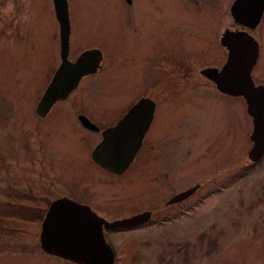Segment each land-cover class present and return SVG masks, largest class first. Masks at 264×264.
Returning <instances> with one entry per match:
<instances>
[{
	"label": "rangeland",
	"instance_id": "1",
	"mask_svg": "<svg viewBox=\"0 0 264 264\" xmlns=\"http://www.w3.org/2000/svg\"><path fill=\"white\" fill-rule=\"evenodd\" d=\"M178 1L174 9V0H132L137 28L125 30L124 0H66L70 52L97 46L106 58L104 71L85 83L82 94L75 88L38 117L33 107L59 62L53 3L0 0V264H78L41 250L38 234L49 200L79 189L97 194L94 201L108 206V220L131 213L132 206L154 210L141 225L107 232L116 264H167L169 258L175 261L168 264H264V152L255 161L246 154L252 122L243 97L206 85L210 81L198 71L223 57L214 37L231 22L230 0ZM251 35L259 48L250 74L264 84V12ZM155 39L175 46L152 67L154 86L146 90L138 84L139 50ZM178 52L179 61L172 60ZM143 91L157 103L151 139L118 177L96 172L88 154L95 135L80 132L71 112L114 119ZM52 118L58 120L46 127ZM146 154L150 158L142 160ZM194 181L200 186L182 209L163 206L173 187ZM180 244L184 252L175 251Z\"/></svg>",
	"mask_w": 264,
	"mask_h": 264
},
{
	"label": "water",
	"instance_id": "2",
	"mask_svg": "<svg viewBox=\"0 0 264 264\" xmlns=\"http://www.w3.org/2000/svg\"><path fill=\"white\" fill-rule=\"evenodd\" d=\"M52 2L59 23L60 61L34 106L38 114H44L51 103L65 97L82 74L95 71L102 57L97 47H91L82 49L74 60L67 58V2ZM229 5L235 21L251 28L261 16L264 0H232ZM219 38L227 48L225 60L218 69L210 66L202 71L220 91L243 96L246 112L252 122L249 132L251 146L246 154L251 160H257L264 151V84L255 83L250 71L257 58L258 42L242 27L224 29ZM152 104L148 96L140 97L113 126L106 127L102 137L90 150L92 159L116 173L125 168L138 147L140 133L151 117ZM137 114L144 116V122L138 128H130L127 123L135 121ZM179 196L177 194L174 198ZM46 207L38 234L40 248L83 264H115L113 250L103 236L102 225H131L150 216L148 210H141L129 216L107 220L93 212L88 205L75 202L67 196L56 197Z\"/></svg>",
	"mask_w": 264,
	"mask_h": 264
},
{
	"label": "flooded vegetation",
	"instance_id": "3",
	"mask_svg": "<svg viewBox=\"0 0 264 264\" xmlns=\"http://www.w3.org/2000/svg\"><path fill=\"white\" fill-rule=\"evenodd\" d=\"M231 1L232 0H230V2H229V4L231 3ZM51 2H52V0H51ZM124 2L126 3L125 5L127 6V8L125 9V11H126V14L123 16V19H122V23H121V28L122 29H131V28H137V22L134 20V14H133V11H132V9H131V7H132V0H124ZM53 3V2H52ZM175 3L176 4H178L179 3V1L178 0H174V6L172 7V8H174L175 9ZM152 4H153V7H157V2H155V1H153L152 2ZM228 4V14L231 16V22H230V24L228 25V26H222V29L220 30V32H219V34H218V36L217 37H214V38H216V40L218 41V44L221 46V48H223V51H224V54H223V57H221L220 59H218V58H214L212 61H210V63H205L202 67H200L199 69H198V71H200V73L201 74H203V76L204 77H206V75L203 73V69L205 68V67H210V66H215L217 69L220 67V65H221V63L225 60L224 58H225V56H226V53H227V48L220 42V38H219V36H220V34H221V32L224 30V29H230V28H245L250 34H251V29H253V27H255L256 26V24L259 22V20L262 18V15H263V12H264V8L261 10V16H260V18H259V20L256 22V24L254 25V26H251V28L250 27H247V26H243L241 23H238L237 21H235V19H234V17L231 15V13H230V5ZM67 12H68V2H67ZM172 12H173V15H175V11L172 9ZM68 23H69V12H68ZM145 23H148V25H153V21H148V22H145ZM178 23V22H177ZM176 23V24H177ZM56 24H57V30L59 31V23H57V20H56ZM70 24L71 23H69V38H68V48H67V53H66V55H67V58L70 60H74L76 57H77V54H79L80 53V51L82 50V49H85V48H91V47H97V46H95V45H83V46H81L79 49H74L73 48V50L74 51H71L70 52V44H69V42H70ZM175 23H173V26H174V28H177V29H180V28H178V27H176L175 25H176ZM150 28V27H149ZM149 28H145V29H149ZM121 29V30H122ZM177 29H175V31H177ZM16 31V30H15ZM148 32H149V30H148ZM57 34H58V32H57ZM178 38H180V36L178 35ZM58 40H59V34H58ZM58 45H59V41H58ZM170 46H175V45H170V44H166V45H162V44H160L159 42H158V40L157 39H155V41H154V43L153 44H146L144 47H142L140 50H139V52H140V54L142 55L141 56V61H142V63H141V70L139 71V73H140V76H141V81H140V83H138L139 84V87L140 86H144V88L147 90V89H150L152 86H154V84H153V79H154V72H153V70L154 69H152V67H154V65L156 64V62L159 60V58H161L162 59V61L164 60V59H166V57H167V55H168V51H166V48H170ZM155 47H160L161 49H160V51H162L164 54H165V56H164V58H162V57H160V51L159 50H156L155 52L152 50L153 48H155ZM176 47L178 48V49H180V48H182V46H181V44H180V41H178V43H177V45H176ZM59 48H60V45H59ZM58 48V49H59ZM98 48V47H97ZM99 49V48H98ZM100 50V49H99ZM100 52H101V50H100ZM72 53V54H71ZM101 54H102V57L100 58V60H99V62H98V67H97V69L95 70V71H92V72H89V73H85V74H82L81 76L82 77H80V79L78 80V82L76 83V85L71 89V91L68 93V95H70L71 94V92H73L74 91V89L76 90V91H74L73 93H75V92H78V93H80V94H82V90L85 88L84 86H85V83H87L90 79H92L93 77H95L94 75L96 74V73H100V72H103L104 70H103V64H102V62L103 61H105V55L101 52ZM180 54L182 55V53H179L178 52V54H177V57H172L171 56V58H172V60H174V61H179V57H180ZM69 55H71L70 57H69ZM139 55V54H138ZM58 56H59V51H58ZM123 60V59H122ZM59 61H60V56H59ZM165 61V60H164ZM135 62V58H133V57H130V63H134ZM59 63V62H58ZM58 65V64H57ZM58 66H56V64L54 65V68H53V70H52V72L57 68ZM125 67L126 66H124V68H122L121 69V72L125 69ZM105 70H106V68H104ZM174 70V69H173ZM164 71V70H163ZM186 70H184L183 72H185ZM190 71V70H189ZM51 72V73H52ZM178 72H182V71H178ZM187 72V71H186ZM126 72H122V74L124 75ZM166 73V72H165ZM49 77H48V81H49ZM207 79L210 81V82H208L206 85H212L213 87H215L216 88V90L217 91H219V92H223V93H226V92H224V91H220L217 87H216V85H215V82L212 80V79H210V78H208L207 77ZM93 80V79H92ZM254 81H255V79H253ZM47 81V82H48ZM256 82V81H255ZM138 89V88H137ZM144 92V93H143ZM142 93H137L136 94V96H134V98L133 99H130V102H127V104L124 106V108L122 109V110H120V111H118V113L117 114H115V116L113 117L114 119H109V120H105V121H101L100 119H98V118H95V117H93L92 116V113L91 112H89V110H85V109H83V110H73L72 112H71V114H72V116L73 117H71L70 119H74L75 120V122H76V126H77V128L80 130V132L82 131L83 133H84V131L87 133V134H89V133H93L94 135H95V139H94V142H93V146L95 145V143H97L98 141H99V139L102 137V131L103 130H105V128L106 127H109V126H113L120 118H122V116L126 113V111L129 109V107L133 104V103H135L136 102V100L137 99H139L140 97H149L152 101H153V106H152V110H151V114H150V119H149V121H148V123H147V125L145 126V128L143 129V131H142V133H140V141H139V144H138V147L136 148V150L134 151V153L132 154V156H131V158H130V161H129V163H128V165L125 167V168H123L120 172H118V173H116V172H114V171H111V170H109L108 168L106 169L105 167H103L102 165H100L97 161H94L93 159H92V157H91V154H90V150L92 149H89V158H90V160L95 164V165H97V168H96V172H99V173H103V174H105V175H108V176H112V177H118V175H120L126 168H128L129 167V165L134 161V158L137 156V154L139 153V151H141L142 150V147L144 146V143H148V141L151 139L150 138V136L148 135L149 134V132H151L152 130V125L154 124V122H156L157 121V103H156V99L154 98V96L150 93V92H145V91H143ZM72 93V94H73ZM179 92H175V91H171L170 90V92H169V94H178ZM226 94H228V93H226ZM68 95H66V96H68ZM228 95H230V94H228ZM65 96V97H66ZM230 96H233V95H230ZM62 98H64V97H62ZM58 100V99H57ZM57 100H55L53 103H55ZM53 103H51V105L53 104ZM51 107V106H50ZM50 107L47 109V111L44 113V114H38L37 113V116L38 117H46L47 115V113H48V111H49V109H50ZM33 110H34V107H33ZM101 111V113H105L106 115H109L107 112H109L108 111V109H104V110H102V109H100ZM36 112V111H35ZM112 113H114V112H112ZM64 114H66V113H64ZM105 114H103V115H105ZM67 115H69L70 116V113L69 114H67ZM134 119H136L135 121H131V122H129V123H127L128 124V126L130 127V128H138V126L141 124V123H143L144 121H143V119H144V116L143 115H141V114H137V116H136V118H134ZM58 120V118H52L50 121H48L47 123H46V127L48 126V127H51L52 125H54L55 124V122ZM136 122V123H135ZM84 138V137H83ZM159 154H160V152H159ZM155 155V154H154ZM149 155H145V156H143L144 157V159H142V160H146V158H150V156L148 157ZM161 156V155H160ZM163 156V155H162ZM174 157V156H173ZM168 164H172V163H174V161L172 160V161H170V162H167ZM158 164H161V162H157V165ZM157 165H155L156 166V168H157ZM162 166H163V164H161ZM160 165V166H161ZM173 166H174V164H173ZM177 166V165H176ZM163 175H164V177L167 175V173L168 172H165V171H162L161 172ZM91 175V174H90ZM71 181H73V180H71ZM84 181H86V180H84ZM84 181H82V182H84ZM75 183V182H74ZM176 184V183H175ZM162 186H166V187H170L168 184H166V185H161V187ZM200 186V182H198V181H194V182H192V183H188V184H186V185H184L182 188H180L179 186L178 187H173V191H171V192H169V194L168 195H166V196H164L163 198H162V201H163V206L165 207L166 206V208L167 207H170V208H175V207H179V208H181L180 206H182L181 204H182V202H184V199H185V197H187V196H189V195H191L192 193H194V191L198 188ZM190 189L191 191L190 192H183L182 193V191L181 190H186V189ZM166 190V189H165ZM79 192H76V194H68V192L66 193L65 192V194H55V197L54 198H56V197H65V196H67V197H69L70 199H72V200H74L75 202L76 201H78V202H80V203H82V204H84V205H89V207L92 209V211H94L97 215L99 214V215H102V216H104L105 218H107L108 216L107 215H105V213H104V209H106L108 206H105V205H103L101 202H98V203H95L96 201H94L95 200V196L94 195H97L96 193H91V192H89V191H87V192H83L82 190H78ZM80 191H81V194H84V196H80V195H78L79 193H80ZM163 191V190H162ZM177 194H180V196L178 197V198H174V196L175 195H177ZM196 194V193H195ZM54 198H52V199H54ZM92 198V199H91ZM52 199H50L49 200V202L52 200ZM101 201V200H100ZM190 205H191V207H193V203H190ZM117 209V208H116ZM182 209V208H181ZM180 209V210H181ZM107 210V209H106ZM109 210V209H108ZM113 209H111V210H109V211H112ZM131 210H133V211H131V213H125V214H120V216H113V217H111V218H120L121 216H129V215H131L132 213H137V212H141V210H148L149 211V213H150V215L152 214V211H154L153 209L151 210V209H149V208H141V210H135L134 208H133V206L131 207ZM163 210V209H162ZM185 210H187V209H185ZM116 212V211H115ZM123 213V212H122ZM170 214L169 213H167L166 214V217H168ZM107 216V217H106ZM144 220H142L141 222H138V223H135V224H131L130 226H120V227H115L116 229H121V228H129V227H133V226H138V225H141L142 224V222H143ZM107 229L104 227V232L106 233L107 231H106Z\"/></svg>",
	"mask_w": 264,
	"mask_h": 264
},
{
	"label": "trees",
	"instance_id": "4",
	"mask_svg": "<svg viewBox=\"0 0 264 264\" xmlns=\"http://www.w3.org/2000/svg\"><path fill=\"white\" fill-rule=\"evenodd\" d=\"M200 239H201V236H200ZM206 240H207V243H206V244L210 247L209 244L212 243L211 240H210L209 238H206ZM213 240H215V238H213L212 241H213ZM204 243H205V242H204ZM175 247H176L175 251H177V249H178V250L180 249V250H182L181 252H184L185 249H186V248L184 247V244H180V245H178V246L175 245ZM170 260H171V261H170ZM174 261H175V260L169 258V260H167V264L170 263V262L173 263Z\"/></svg>",
	"mask_w": 264,
	"mask_h": 264
}]
</instances>
